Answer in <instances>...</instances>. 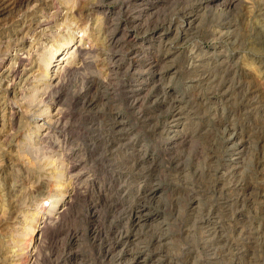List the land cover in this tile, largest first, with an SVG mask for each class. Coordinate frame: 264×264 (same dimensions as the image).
I'll return each instance as SVG.
<instances>
[{
  "label": "rangeland",
  "instance_id": "obj_1",
  "mask_svg": "<svg viewBox=\"0 0 264 264\" xmlns=\"http://www.w3.org/2000/svg\"><path fill=\"white\" fill-rule=\"evenodd\" d=\"M0 264H264V0H0Z\"/></svg>",
  "mask_w": 264,
  "mask_h": 264
},
{
  "label": "bare ground",
  "instance_id": "obj_2",
  "mask_svg": "<svg viewBox=\"0 0 264 264\" xmlns=\"http://www.w3.org/2000/svg\"><path fill=\"white\" fill-rule=\"evenodd\" d=\"M46 15V14H45ZM263 17V16H262ZM168 22V21H167ZM82 33V32H81ZM82 36H83V34H82ZM165 54V53H164ZM28 55V54H27ZM164 56V55H163ZM26 58V57H25ZM164 61V60H163ZM63 64V63H62ZM61 64V65H62ZM78 64V63H77ZM138 66V65H137ZM21 67V66H20ZM75 67V66H74ZM116 67V66H115ZM131 71V70H130ZM155 71V70H154ZM5 74V73H4ZM26 75V74H25ZM55 80V79H54ZM53 80V81H54ZM152 80V79H151ZM16 81V80H15ZM94 85V84H93ZM158 88V87H157ZM175 111V110H174ZM173 118V117H172ZM168 119V118H167ZM171 123V122H170ZM223 124V123H222ZM166 132V131H165ZM178 134V133H177ZM116 139V138H115ZM172 140V139H171ZM239 151V150H238ZM139 218V217H138ZM205 227V226H204Z\"/></svg>",
  "mask_w": 264,
  "mask_h": 264
}]
</instances>
